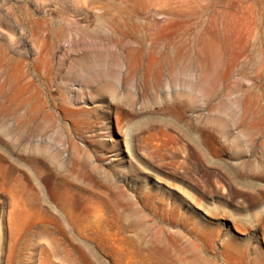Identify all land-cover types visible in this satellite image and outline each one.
<instances>
[{"label": "rangeland", "instance_id": "rangeland-1", "mask_svg": "<svg viewBox=\"0 0 264 264\" xmlns=\"http://www.w3.org/2000/svg\"><path fill=\"white\" fill-rule=\"evenodd\" d=\"M0 264H264V0H0Z\"/></svg>", "mask_w": 264, "mask_h": 264}, {"label": "bare ground", "instance_id": "bare-ground-1", "mask_svg": "<svg viewBox=\"0 0 264 264\" xmlns=\"http://www.w3.org/2000/svg\"><path fill=\"white\" fill-rule=\"evenodd\" d=\"M103 34L99 31L89 33V38L91 39V44L88 46V48L90 47L93 49L89 48L88 49L89 51L87 50L88 51L87 54H85L83 56V58L80 59V62L82 64L83 68L96 69L101 76L109 77V76H114L112 74H114L115 71H113L114 68H112V66L114 65V62L119 65V58L122 55L120 52L112 50V43L114 42V43H117L119 45H122L123 40L125 38V33H117L115 35H111V34H104L103 35ZM145 39H146L145 35H142L138 41L142 44V43H144ZM100 47H104V48H100ZM161 53L164 57H168V56L170 57V55H171L170 52L167 50H161ZM173 55L178 56V53L174 52ZM115 66H117V65H114V67ZM17 115H18L17 116L18 120L19 119L20 120L28 119V121H29L28 124H29L30 128L36 133L37 132L39 133V131L41 132V130H43V132H45L46 131L45 129L48 128V126L46 128V124H44V121H43V124L45 126L42 125V122H41L42 116L40 113H33V114H29V115H26L23 113H21V114L17 113ZM46 117H47V119H50L49 123L51 125L52 114L49 113L48 116H46ZM23 122H24V120H23ZM34 132H33V134H34Z\"/></svg>", "mask_w": 264, "mask_h": 264}]
</instances>
